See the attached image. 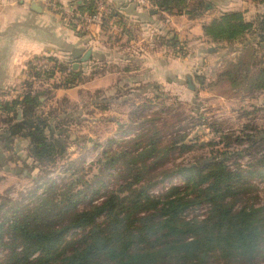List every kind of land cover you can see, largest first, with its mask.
Returning a JSON list of instances; mask_svg holds the SVG:
<instances>
[{
	"label": "trees",
	"instance_id": "1",
	"mask_svg": "<svg viewBox=\"0 0 264 264\" xmlns=\"http://www.w3.org/2000/svg\"><path fill=\"white\" fill-rule=\"evenodd\" d=\"M150 1L161 12L187 11L190 15L191 10L206 5L201 0ZM116 15L113 11L107 21ZM204 32L212 42L227 43L242 42L246 35L254 34L259 40L253 45L264 47V13L255 22H247L242 12H227L205 25ZM244 45L237 60L230 62V68L223 70L220 77L233 80L239 76L243 82L248 81L245 54L251 45ZM250 48L252 57L255 48ZM58 67L64 75L61 82L49 86L40 83L36 89L41 73L29 67L34 79L25 82L22 96L0 102L2 150L12 148L16 137L27 139L34 166L55 163L65 148L51 118L39 112L51 98L52 90L71 88L80 81L72 64L61 63ZM250 79V89L264 90V64ZM145 133L129 141L134 150L104 152L101 168L105 191L88 205H79L86 200L90 188L88 180L83 179L62 186L48 183L45 195L18 213L15 209L11 215L2 213L0 205V250L7 253L4 263L264 264V201L258 184L245 179L241 168H230L226 157L214 156L171 171L184 175L182 184L150 194L151 187L171 174L159 173L155 168L165 162L164 158L186 135L172 129L171 136H178L161 148V155L157 150L161 141L157 138L145 144L138 140ZM180 147L189 149L185 144ZM115 163L120 165L113 174L110 169ZM263 174L264 171L257 172V176ZM112 176L117 185L111 188L107 179ZM196 208H203V212L191 213Z\"/></svg>",
	"mask_w": 264,
	"mask_h": 264
},
{
	"label": "rangeland",
	"instance_id": "2",
	"mask_svg": "<svg viewBox=\"0 0 264 264\" xmlns=\"http://www.w3.org/2000/svg\"><path fill=\"white\" fill-rule=\"evenodd\" d=\"M251 43L248 45L255 48V53L250 57L252 49L246 47L247 82L239 76L233 80L219 76L230 68V62L237 60L245 45H217L211 59H219L212 62L207 71L188 79L187 85L172 93L160 92L159 96L114 93L104 97L101 93L91 92L79 103L64 99L54 110L47 105L39 108V112L51 118L52 127L62 139L63 156L55 163L34 166L28 153L29 144L23 138L14 140L12 148L7 150H2L4 144L1 142L2 213L7 211L11 215L14 209L18 213L32 206L38 196L45 195V186L50 182L62 186L76 179L88 180V196L79 204L81 207L88 205L93 197L101 196L105 191L101 168L105 151L134 150L129 141L145 132L138 140L145 144L150 138H157L161 141L157 147L160 151L173 141L172 129L186 137L154 171L170 173L199 159L226 157L230 168H241L245 179L258 184V192L264 201V174L257 176V172L264 171V90L250 89L248 84L256 69L264 64V47ZM183 144L189 149H181ZM119 165H112L110 172L115 174ZM100 175L101 179H96ZM107 180L111 181L109 187H116L115 176ZM183 181L184 175L171 172L148 192L157 194ZM202 212L203 208H196L191 213ZM72 233L73 230L68 237ZM6 255V251L0 250V263L5 264Z\"/></svg>",
	"mask_w": 264,
	"mask_h": 264
},
{
	"label": "crops",
	"instance_id": "3",
	"mask_svg": "<svg viewBox=\"0 0 264 264\" xmlns=\"http://www.w3.org/2000/svg\"><path fill=\"white\" fill-rule=\"evenodd\" d=\"M87 1L55 0L59 6L79 9H86ZM201 1L205 7L191 10L190 15L187 11L161 12L133 0H105L116 17L103 28L78 34L56 10L40 2L0 0V102L22 96L30 80L29 63L35 57L72 64L80 77L74 87L52 90L51 98L41 105L54 108L64 99L79 103L91 92L104 97L169 94L219 59H211L215 46L256 45L259 38L254 34L238 43L212 42L204 26L231 11H240L247 22H255L264 13V0Z\"/></svg>",
	"mask_w": 264,
	"mask_h": 264
},
{
	"label": "built area",
	"instance_id": "4",
	"mask_svg": "<svg viewBox=\"0 0 264 264\" xmlns=\"http://www.w3.org/2000/svg\"><path fill=\"white\" fill-rule=\"evenodd\" d=\"M28 2H40L50 9L56 10L58 15L78 34H84L91 31L93 27L103 28L107 25V18L113 12L112 8L105 0H88L86 4L91 7L79 9L74 6H59L55 0H25ZM136 4L143 7L151 6L150 0H133ZM62 62L54 57L40 56L30 60L29 67L34 71L41 73V77L37 80L38 84L60 83L63 78V72L59 70L58 65ZM48 73L52 76L47 77ZM30 79H34L32 76Z\"/></svg>",
	"mask_w": 264,
	"mask_h": 264
},
{
	"label": "water",
	"instance_id": "5",
	"mask_svg": "<svg viewBox=\"0 0 264 264\" xmlns=\"http://www.w3.org/2000/svg\"><path fill=\"white\" fill-rule=\"evenodd\" d=\"M18 117H20V111H19V113H18Z\"/></svg>",
	"mask_w": 264,
	"mask_h": 264
}]
</instances>
